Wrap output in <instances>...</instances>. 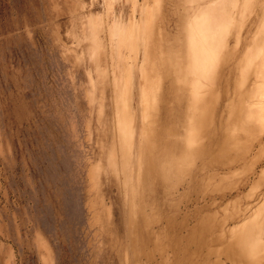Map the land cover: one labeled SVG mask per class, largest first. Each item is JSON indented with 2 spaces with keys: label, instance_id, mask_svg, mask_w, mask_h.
I'll use <instances>...</instances> for the list:
<instances>
[{
  "label": "rangeland",
  "instance_id": "1",
  "mask_svg": "<svg viewBox=\"0 0 264 264\" xmlns=\"http://www.w3.org/2000/svg\"><path fill=\"white\" fill-rule=\"evenodd\" d=\"M0 264H264V0H0Z\"/></svg>",
  "mask_w": 264,
  "mask_h": 264
}]
</instances>
